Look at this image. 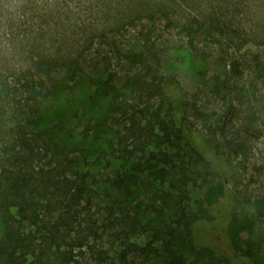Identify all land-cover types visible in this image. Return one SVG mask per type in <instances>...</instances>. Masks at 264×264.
I'll use <instances>...</instances> for the list:
<instances>
[{"label": "rangeland", "instance_id": "rangeland-1", "mask_svg": "<svg viewBox=\"0 0 264 264\" xmlns=\"http://www.w3.org/2000/svg\"><path fill=\"white\" fill-rule=\"evenodd\" d=\"M28 61L19 75L0 78V239L7 225L35 231L12 206L21 193L44 204L47 222H57L60 204L46 181L63 171L87 188L81 207L87 232L94 231L86 234L93 248L85 249L83 264H97L99 250L103 264H123L126 242L152 243L146 264H170L154 232L173 225L182 195L169 178L159 186L170 201L156 203L153 193L131 192L130 176L142 162L162 167L161 150L173 156L177 148H140L101 89L109 81L120 101L149 115L173 102L177 125L194 132L214 164L204 171L184 138L182 153L196 164L184 198L201 219L196 238L230 259L226 264L245 262L246 233L234 238L230 223L249 199L264 200V0H90L85 14L40 18ZM136 77L161 81L165 97L137 95L127 82ZM220 172L230 180L228 193L202 202ZM252 214L264 228V213ZM37 255L27 264H38ZM48 255L57 258L55 249ZM146 255L129 252L128 264H144ZM259 256L264 264V242Z\"/></svg>", "mask_w": 264, "mask_h": 264}, {"label": "trees", "instance_id": "trees-1", "mask_svg": "<svg viewBox=\"0 0 264 264\" xmlns=\"http://www.w3.org/2000/svg\"><path fill=\"white\" fill-rule=\"evenodd\" d=\"M141 59L143 58L141 57ZM107 82H103L101 89L107 91V95L112 96L113 112L129 123L128 130L132 137L138 140L140 148L145 149L153 142L177 148L173 156L169 152L161 150L164 157L160 160L162 167L156 164L154 166L149 161L142 162L130 176L136 185L131 192L134 194L153 193L156 203H158V199L166 204L170 201L171 192L160 187L169 178H171L172 187H175L182 195V199L175 205L177 217L173 221V225L169 226L167 230H165L166 228L156 230L154 241H162L163 248L170 257V264L228 263L230 259L221 257L213 247L197 240L194 228L201 219L185 204V197L188 195L187 187L192 179L194 180L192 168L196 164H190L186 155L182 153L181 143L184 142V138L187 139L195 154L196 163L201 164L203 170H208L207 166L214 167L212 160L199 146V139L191 130L177 125L173 115L175 109L173 102L170 101L168 107L164 105L149 115L147 111L150 109L138 110L139 105L136 103H130L129 100L120 101L118 99L119 87ZM127 82L137 95H142L141 92L144 91H148L151 95L154 94L152 92H157L163 97L166 95L163 83L156 78L147 80L145 77H136L127 79ZM164 109L166 113H164ZM201 113L200 115H205L204 112ZM54 144L59 154H65V148L56 142ZM229 147L230 151L227 150L225 154V162L231 160L230 153H232L234 143ZM220 174L222 177L220 176L217 183L209 184L208 182V189L202 202L213 203L218 199V196L228 193L230 180H227L221 172ZM46 183L52 190V194L55 195L57 203L60 204L61 213L57 222L54 224L47 222L40 214V209L44 204L34 199L29 200L25 194L21 193L20 197L23 201L12 202V206H19L21 217L29 221L35 227V231L24 233L15 229V226L7 225L0 239V264H27L29 256L37 255L38 250L41 251V256L37 255L38 264H83L87 248H93L90 245L89 236L86 234H92L91 231H94V228L90 226V232H87L88 226L86 227V225L89 220L81 207L87 199V188L63 171L60 172L59 177L53 175L47 177ZM152 206L155 209L157 207L155 202ZM254 209H256L257 215L263 214L264 200L252 201L249 199L230 223L234 238L240 239L242 233H246L242 250L245 257L243 264H261L259 263V250L264 242V228L259 225L258 217L252 214ZM125 245L126 250L121 257L123 264H128L129 252H140L146 255L148 248L153 246L151 243L150 246L143 248L133 242H126ZM53 249H55V253L57 252L55 260L48 255L49 250ZM104 253H106L104 250H99L97 264L104 263ZM147 257L146 255L144 264L149 260ZM231 261L234 264H242L235 260Z\"/></svg>", "mask_w": 264, "mask_h": 264}, {"label": "clouds", "instance_id": "clouds-1", "mask_svg": "<svg viewBox=\"0 0 264 264\" xmlns=\"http://www.w3.org/2000/svg\"><path fill=\"white\" fill-rule=\"evenodd\" d=\"M90 0H0V78L11 79L29 66L35 25L60 12L85 14Z\"/></svg>", "mask_w": 264, "mask_h": 264}]
</instances>
